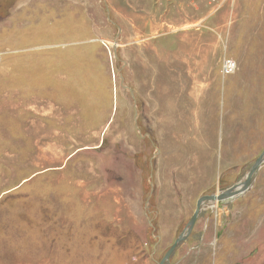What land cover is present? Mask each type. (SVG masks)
I'll use <instances>...</instances> for the list:
<instances>
[{
	"label": "rangeland",
	"instance_id": "374dc122",
	"mask_svg": "<svg viewBox=\"0 0 264 264\" xmlns=\"http://www.w3.org/2000/svg\"><path fill=\"white\" fill-rule=\"evenodd\" d=\"M263 154L264 0H0V264H161ZM165 264H264V166Z\"/></svg>",
	"mask_w": 264,
	"mask_h": 264
},
{
	"label": "water",
	"instance_id": "95a60500",
	"mask_svg": "<svg viewBox=\"0 0 264 264\" xmlns=\"http://www.w3.org/2000/svg\"><path fill=\"white\" fill-rule=\"evenodd\" d=\"M264 166V154L257 160V162L255 163V165L253 166V168L251 169L250 173L248 174L247 178L241 182L238 186L233 187L230 190L224 191L222 192L220 195H211V196H207L202 198L199 202H198V208L196 213L194 214L193 218L191 219L190 223H189V227L187 229V231L185 232V234H183L178 241L176 242V244L173 246V248L171 249V251L168 253L166 259L161 263V264H165L166 261L169 259L170 255L174 252V250L178 247V245L183 242L191 233L192 228L194 227V224L201 212V208L204 204V202H214V201H218V202H230L232 200H234L235 198H237L240 194H242L243 192H245L246 190L249 189V187L251 186L252 182L254 181L255 176L258 174V172L260 171V169ZM240 185H243V188H241V190L235 191V189L237 187H239ZM238 193V194H237Z\"/></svg>",
	"mask_w": 264,
	"mask_h": 264
},
{
	"label": "bare ground",
	"instance_id": "6f19581e",
	"mask_svg": "<svg viewBox=\"0 0 264 264\" xmlns=\"http://www.w3.org/2000/svg\"><path fill=\"white\" fill-rule=\"evenodd\" d=\"M201 91V90H200ZM200 95V94H199ZM199 95H198V97H199ZM241 188H243V185H240L239 187H237L236 189H235V191H240L241 190ZM238 194V193H237ZM221 203H223V202H221ZM218 204H220V202H218V201H214V202H204V204H203V206H202V208H201V212L207 207V206H210V205H212V206H217Z\"/></svg>",
	"mask_w": 264,
	"mask_h": 264
}]
</instances>
